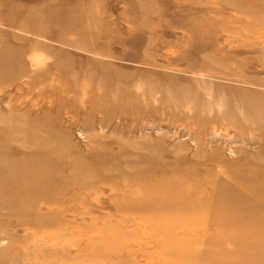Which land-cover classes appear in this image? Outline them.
<instances>
[{
  "label": "rangeland",
  "instance_id": "1",
  "mask_svg": "<svg viewBox=\"0 0 264 264\" xmlns=\"http://www.w3.org/2000/svg\"><path fill=\"white\" fill-rule=\"evenodd\" d=\"M0 264H264V0H0Z\"/></svg>",
  "mask_w": 264,
  "mask_h": 264
},
{
  "label": "bare ground",
  "instance_id": "2",
  "mask_svg": "<svg viewBox=\"0 0 264 264\" xmlns=\"http://www.w3.org/2000/svg\"><path fill=\"white\" fill-rule=\"evenodd\" d=\"M231 39V38H230ZM40 159V158H39ZM33 160V159H32ZM39 161V160H38ZM143 183V182H142ZM38 203H40V202H38ZM45 204V203H44ZM126 205V204H125Z\"/></svg>",
  "mask_w": 264,
  "mask_h": 264
}]
</instances>
